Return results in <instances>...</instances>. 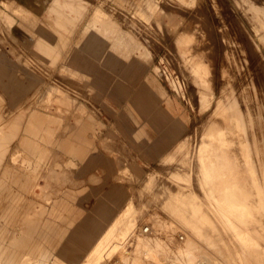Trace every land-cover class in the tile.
<instances>
[{"label": "rangeland", "instance_id": "obj_1", "mask_svg": "<svg viewBox=\"0 0 264 264\" xmlns=\"http://www.w3.org/2000/svg\"><path fill=\"white\" fill-rule=\"evenodd\" d=\"M51 3L49 4V6L51 5ZM43 4H45V6L48 5V3H43ZM95 4H97L98 7L101 8L102 10L101 16H99V14H96L94 18H85V19L84 17L78 16L81 14L79 10L84 11L85 12L84 14H88L89 10L93 9ZM113 4L114 3L110 2L109 0H101V1L85 0L84 3L82 2L79 4L77 3L76 9L69 12L70 15L69 20H66L64 22V29L60 33L62 37L61 38L62 41L52 45L50 49H45V50H40L36 48L37 44L36 41H34L33 50L31 51L32 55H30V53H27L26 55L21 54L17 57L19 62L23 64V69H25L27 72L32 71L34 72V74L37 73L41 77V83L38 87V90L43 91L41 97H39L40 93L39 94L36 93L38 99L35 96L36 94H34L33 97L29 98L23 105L22 110H20L17 114L25 112L24 115H27L33 112V113H37L39 116L45 117L46 116L45 114L52 115L53 113L54 116H58V117L64 116L65 119H68L70 117H74V114L77 111L78 103L79 101H81L85 105L84 116L87 122L91 121L92 123H94L95 122L94 117L96 118L100 117L101 115L100 110L97 107L98 104H100V99L94 97L95 90L94 87L92 86L93 85L92 81L90 83L89 82L87 83L85 80H83L81 82H74L75 84H72L69 81L70 76H67V74L66 75L61 74V69L65 68L61 64L62 59L69 52V50L65 49L64 47L73 45L72 41H74L78 36L77 21H85L86 28L84 32H82L81 34V39L84 37V34L86 32V34L102 40L123 41V42H127L128 46L136 44V46H131V47H137L138 49L137 50L133 49L131 51V47H129L128 51L130 53L127 52V50L124 51L121 48L118 49L111 48V50H114L118 58L121 60V63L123 62L124 64V66L122 67H125L128 70V72H132L135 74L147 68L151 74L155 75L161 81L162 85L166 87L167 91L174 93L175 95H178L186 103L187 109L191 113L192 128L185 135L186 137L183 139L184 141L182 140L180 144H178V146H175L167 154L168 156L166 155V157H164L160 162H156L155 164L144 169L141 176H138L137 178L133 177L129 179V181L133 184L132 193L134 192L130 203L119 214L113 226L103 236L101 241L98 243L97 247H95V250L92 252L94 255L85 259V261L82 264H117V263L136 264L138 261L139 262L137 264L140 263L143 264L144 262H145L144 264H146V262H148L146 261L147 257H148L147 260H149L147 264L149 263L153 264L154 262L152 261L150 262V260L157 259V256L154 255L150 256L147 254L151 252L149 251L150 248L148 247H151L152 249L153 240L156 241V239L157 241H160V243L162 242V244L164 245V247H166L167 250L159 251V253L161 252L160 255L158 252L156 253L154 249H152L153 250L152 252H155L160 257H162L164 262L168 261L165 264H173L174 261H178L175 263L179 264L181 258L183 259V262L185 260L186 261L190 260L191 264H206V263L230 264L229 261L234 262L235 257L230 260L228 259V257H226V255H221L217 253L218 251H215L213 249L214 248L213 245L208 246V244H206L205 242V239L202 240L203 237L193 238L192 236H189L188 232L185 230V227L179 224L183 220L176 216L177 214L183 213V209L181 208L182 207L181 205L184 204L186 200H190L193 198L194 201L196 200L207 201L204 200V198L201 199L202 194L195 184L196 166L194 165L199 160V158L201 157L206 158V156L210 152L208 142L217 141L215 138L216 135L218 134L219 136H221L227 122L228 124L229 123L230 124L229 125L227 124L226 126H230V125L235 126L234 128H232L233 126L232 127L230 126L231 131L232 132L234 131V133L237 134L239 133L240 135L241 132L244 130L245 131V132L243 131L244 135L245 133L251 134L250 132L254 134L255 132L254 130H257L258 134L264 137V133H263L264 131L263 130L264 129V120H263L264 119V115H263L264 114L263 111L264 109L263 108L264 107V41L262 40L263 39L262 37L264 35V0H251V1L250 0H149L147 3L144 4L141 2H135L133 6L129 5L127 8L123 10L116 9L113 6ZM21 7L22 6L17 5L12 1L2 2V8H0V23L2 25L4 24V26L7 29L10 28L9 25L11 24V20L9 19V15L13 13L15 15L23 14L22 16H25L28 13L26 10L21 9ZM2 10L3 12H1ZM16 18H18V16H16ZM25 20H27V18H25ZM29 20H33V19L30 18ZM44 20L50 22L46 18H43L41 23H44ZM55 27L56 26L53 24V27L51 29ZM6 32L7 30L5 29L2 30L1 35L3 37H6L7 36ZM75 41H77V39ZM73 52H75V50H72L65 58L67 57L73 58L72 57V55H74ZM124 55L127 56V59L123 58ZM201 57L205 58L204 62L210 64L211 69L213 68V75H210V71L207 72L205 70L204 65L202 66L204 73H202L200 66L196 65L191 67V63H193L196 58H201ZM66 60L67 59H64L63 63L66 64L69 63ZM179 60L182 63L181 66H179ZM141 62L146 63L147 65L141 67L140 66ZM180 67H182V69H180ZM191 68L193 69L192 76L191 74L189 75V73H187V70L188 69L190 70ZM194 68H197V70ZM111 77H113V75L108 76L109 79ZM209 78H211V80ZM241 84L243 86L251 84L249 87L247 86L246 89L249 90L251 96H254L253 99H255L256 96V98L259 99V102L262 101L261 102L262 105L258 102V100L253 101L256 102L257 105L260 104L262 106L261 108L258 109L260 111L259 112L261 115V116L259 115L260 117L257 115L259 113L249 114L250 113L249 112L247 113V118H246L245 116L246 111L244 110V108L241 106L240 109H237L239 108V106L234 104V101L231 96L234 95L233 93H235V90H239ZM229 85L231 89H228L230 88ZM104 86L105 85H103L102 88H106V86L105 87ZM253 86H256V88H254ZM56 87L65 90L63 91L64 93H63L62 105H59L54 101L55 93L54 94L52 93L55 91ZM223 87H225L226 89ZM233 87H235V89ZM48 89L50 90L48 96L43 97L44 92H46V90ZM222 89L223 90L225 89L226 92L225 90L223 91ZM253 89L254 91H256V94L253 91ZM230 90L233 93H230L231 92ZM251 91L254 93H252ZM225 93L230 95H227L226 97ZM226 107L227 108L230 107L231 109L228 108L229 111H225L227 109ZM234 107L236 109V112L235 110H232L234 109ZM5 110L6 109L3 107V105H1L0 102V135L1 136L4 134V129L6 127L4 125V121L13 115L10 112L7 113V111ZM36 110L38 112H36ZM237 110L238 111L241 110L242 114L244 113V116H242L244 117L243 119L245 118L249 119V117L252 116L250 118L251 120L250 119L247 120V123L249 122L247 126L252 124V122L255 123L256 121L257 127L260 128L255 129L254 128L255 126H253V124L250 125L249 128H247V126L244 125L246 123V119L245 121H243L244 124L241 123L240 120H236V118H238L237 116L241 115L240 114L241 112H238ZM227 112L229 113L227 114ZM234 113H237L238 115ZM229 114H231V116ZM1 115H3L4 118L1 119ZM76 115L78 114H75V116ZM80 115H83V113L82 114L80 113ZM224 115L226 117V120L228 118V121H225L223 117ZM253 116L254 117L258 116L257 120L253 121L254 119ZM215 120L218 123H216ZM220 120L222 122L224 121V124L220 122ZM8 121L9 120H7V122ZM23 123L24 121H22V124ZM209 124H214L213 125L214 127L217 125V127H215L214 134H213V130H211L212 128L214 129V127L212 125L209 126ZM242 124L244 125V127L245 126L246 127L244 128ZM258 124L259 125L262 124L261 126L263 127V129H261L262 127L259 126ZM206 127H211L209 128L211 130L210 131L211 134L208 131L209 129L207 130ZM219 127L220 130L218 129ZM242 127L243 129H241ZM230 129L229 131L227 130L225 132L233 134L230 131ZM260 129L263 130L262 131L263 134L261 133ZM258 130H260L261 134L259 133ZM205 132L208 133L207 135L208 137L205 136ZM21 133L22 132L20 130L19 134ZM19 134L17 136V139H15L12 142L9 149L16 147L19 148V141H18L20 138ZM256 134L257 133L255 132L254 135L256 138H258L257 136L259 135ZM203 140H205L204 141L205 143L203 142L200 144V142H202ZM253 140L250 141V138L248 140H245L247 143L250 142L248 144L249 145L248 147L246 145L247 144L246 142H244L245 146L243 144L242 145L239 144V147L242 149L243 147H246L250 151H253L254 149L255 151H257L255 155V153L253 154V152L248 151L246 148L243 149L244 151L247 150L246 152L250 153L249 154L250 160L249 159L248 160H249V164L251 165L249 166L254 167L253 168L254 172L248 169L250 168L248 167V165H244L243 162H241L243 164L240 163L242 167L246 166L245 169L246 168L248 169V170L246 169L247 173L246 171H244L245 173L242 171V173H244L243 177L246 178L244 179L242 177L244 182L246 183V184L244 183L245 184L244 186L246 188L244 189V191L248 189V184L251 188L248 189V192L242 191L243 188L241 190L237 189L236 191L237 196L235 195L234 197H228V203L234 210L235 208L239 207L237 204L238 200L239 199L241 200L239 204L240 205L239 208L242 207L241 208L243 212L242 221L245 226L242 227L243 235L245 234L246 238L251 236L248 239L249 240L251 238L254 239L253 240L254 244L252 239L250 240V242L252 241L251 244L254 245L253 247L257 251L261 252L262 250L263 252L264 238L262 237L264 236L263 235L264 224L262 223H264L263 221L264 202H260L261 203L260 205L262 207L257 203L259 199H261L260 196H262L263 197L262 200H264V195H261V193L264 194L263 191L264 188H262L264 187L263 184L264 178H262L264 176L263 175L264 171L262 170V167H264V163H263L264 157L262 158V155L264 153L261 154L263 150L261 148L264 146V140L262 139L263 142L261 141L263 143L262 147L260 145L261 144L260 140L257 142ZM252 143H254V145ZM200 147L202 150H200ZM256 149L261 151H258ZM195 151H197V155ZM195 155L197 156V158H195L196 157ZM255 158L256 159L260 158L262 160L258 159V162H255L256 161ZM256 163L258 165H256ZM259 171L260 172L263 171V172L260 173ZM147 172L150 173L146 177ZM0 173H1V169H0ZM242 173H240V175ZM248 174L249 177H247ZM257 174L259 176L260 175L263 176L258 177ZM172 175L173 176L175 175L174 178H172L173 177ZM192 175L194 176L192 177ZM176 176L178 177L175 178ZM253 176H255V178ZM39 183L43 184L44 183L43 179H39ZM256 183H258L260 186ZM257 185L259 187H257ZM172 187L174 190L172 189ZM257 188H259L260 195L258 192L256 193L254 192L257 190ZM14 189L17 190L19 188L17 186L14 187ZM35 190H38L39 192L41 191L40 188L37 187L35 188ZM249 190H251L252 194L249 193L250 192ZM178 192H180V194H178ZM183 194H185L184 195L185 197L183 196ZM256 194L259 196H257ZM54 197H57V195H55ZM28 198H30L32 202L39 201L37 198H35L34 195H31V197L28 196ZM176 198H179L178 201L180 202L181 200V202L179 203L178 201H176L177 200ZM248 199L251 201H249ZM182 200L184 203H182ZM245 200L251 203L247 204L248 202ZM207 202L203 203V207L206 208L205 216H207L208 218L207 220L212 223L203 224L204 225L203 228L208 230H211L212 228L215 229V231L212 234L211 233L210 234L212 235V239L219 240V242H217L218 245L221 244L222 242L220 240L225 238L223 236L224 234L222 235V233H219L220 231H222L220 227L221 225L220 214H217L216 213L217 211L212 206L210 207V205H208ZM252 202H257L256 204L255 203L253 204H255L256 207H258L259 211L256 210L254 205L252 206ZM178 206H180L181 209L178 208ZM250 206L253 207V210L251 209ZM212 211L216 214L213 213L212 215ZM244 211L250 215L252 213L251 217H249L250 215H246L247 213L245 214ZM256 212L257 214H255ZM258 213L260 216L258 215ZM226 215L230 217V220H232L233 223L237 222V220L232 216L234 215V212L233 213L231 212L230 214V211H227ZM253 215L256 217H254ZM257 215L259 218L262 219L263 222L262 221L258 222L261 223L262 225L256 223L257 221L261 220V219L257 220L259 219L257 218ZM44 218L45 219L43 221H45V225L41 226L44 227L42 228L44 231H46L47 229H55L57 227H62L66 229V235L64 234L61 240L56 244L55 248H52L53 245L52 243L49 245L50 255L47 259V262L48 264H56V259L59 258V255L64 254V251L62 250V245L65 243V239L69 235L68 231L71 230V226L70 225L67 226V224L61 223V219L57 220L56 218H53L52 213L45 214ZM14 221L17 222L19 220H17L16 218ZM250 221L252 222L249 224ZM57 222H60L61 224H58L57 226L56 224ZM172 222L174 223V225H172L173 224ZM253 223L256 224L253 225ZM214 224L217 228L214 226ZM250 225L251 226L253 225L254 230L253 228L251 229ZM257 225L258 227L260 225V227L255 228V226L257 227ZM168 227L170 228L168 229ZM15 228H19V225L15 224ZM154 228L156 229L154 230ZM260 228H262L263 233L261 232V230H259ZM163 230L164 232H162ZM253 232L255 236L253 235ZM167 233L169 235H167ZM259 233L260 234L262 233L260 238H259L260 235ZM134 234H136V236L138 237H135ZM248 234L249 236L247 237ZM40 237H41L40 234L35 235L34 233V236L32 237L33 240L31 241L33 243H37V238ZM154 237L156 239H153ZM165 237L167 238V240ZM185 238L193 240V241L191 240V244H192V253H194V255L192 253L188 254L187 252H182L179 249L182 245H184L185 243L184 241H186ZM198 242H201L202 244L199 243L200 244L199 245ZM176 243H178L179 245ZM169 251L170 252L173 251V253H170ZM163 252H166L167 254L169 253V256L166 253L164 255ZM17 253L18 255H20L21 250H18ZM184 254H186L188 257ZM144 255L146 258L144 257ZM246 255H245L246 256L245 264L247 263L255 264L253 263L255 261L252 260L254 259L253 256L247 254V252ZM250 256L252 259L249 258ZM163 261L161 262V264L164 263ZM186 261L184 262L185 264ZM250 261L253 262L251 263Z\"/></svg>", "mask_w": 264, "mask_h": 264}, {"label": "crops", "instance_id": "obj_2", "mask_svg": "<svg viewBox=\"0 0 264 264\" xmlns=\"http://www.w3.org/2000/svg\"><path fill=\"white\" fill-rule=\"evenodd\" d=\"M5 1L22 6L28 13L9 15L14 22L8 29L0 23V102L7 113L13 114L4 121V134L0 135V264H48L49 245L55 248L66 235L62 227L42 229L45 214L50 213L71 226L62 245L64 254L59 255L56 264H82L130 203L134 192L129 179L141 176L144 169L160 162L186 137L192 128L191 113L186 103L167 91L147 68L135 74L128 72L111 50L129 52V47L136 44L102 40L86 32L81 39L86 23L77 21V41L64 47L68 54L75 52L73 58H65L68 54L63 57L61 64L65 68L61 74L70 76L72 84L92 81L94 97L100 99V117H94V123L87 122L81 101L75 112L78 115L68 119L53 113L45 117L33 112L17 114L34 94H43L38 90L41 77L23 69L17 57L32 55L34 41L40 50L62 41L60 33L70 18L69 12L85 0H0V8ZM109 1L123 10L135 2L144 4L149 0ZM79 12L78 16L85 19L101 16L102 10L95 4L88 14ZM43 18L50 22L41 23ZM53 24L56 27L50 29ZM4 29L6 37L1 35ZM262 38L264 41V35ZM64 59L69 63H63ZM204 61L203 57L196 58L191 67L200 66L204 73V65L213 75V68ZM146 65L140 63L141 67ZM187 73L192 76L193 69ZM109 75L113 77L109 79ZM63 91L56 87L52 93L59 105L63 103ZM49 92L46 90L43 97ZM18 134L19 148L9 149ZM31 195L39 201L32 202L28 198ZM16 218L19 221L15 222ZM34 233L42 237L37 238V243L31 241Z\"/></svg>", "mask_w": 264, "mask_h": 264}, {"label": "bare ground", "instance_id": "obj_3", "mask_svg": "<svg viewBox=\"0 0 264 264\" xmlns=\"http://www.w3.org/2000/svg\"><path fill=\"white\" fill-rule=\"evenodd\" d=\"M251 1V0H250ZM253 2V1H252ZM248 4V3H247ZM61 19V18H60ZM64 20H65V18H64ZM13 21V20H12ZM11 21V22H12ZM62 21V20H61ZM14 22V21H13ZM51 29V28H50ZM55 32V31H54ZM53 32V33H54ZM56 38V37H55ZM41 42H43V41H41ZM42 44V43H41ZM44 46H45V44H44ZM43 46V47H44ZM40 48H42L41 46H40ZM43 49V48H42ZM46 49V48H45ZM44 49V50H45ZM48 49V48H47ZM53 50V49H52ZM52 52V51H51ZM41 53V52H40ZM55 53V52H54ZM229 83H230V81H229ZM231 85V84H230ZM230 85H229V87H230ZM251 84H248V85H245V86H243L242 84H241V86H240V88H239V90H235V93H233L231 90V92L230 93H233L234 95L233 96H231L232 97V99H233V101H234V104H236V105H238L239 106V108H237V109H240V107L242 106L243 108H244V110L246 111V118H247V113H249V114H257V113H259L260 111L258 110L259 108H261L262 106V101L261 102H259V99H257L256 98V96H255V99H253V97L254 96H251V94H250V92H249V90L248 89H246L247 88V86L249 87ZM232 86V85H231ZM239 87V86H238ZM254 88H256V86H253ZM223 88H225V87H223ZM228 88V87H227ZM234 89H235V87H233ZM226 89V88H225ZM224 89V90H225ZM228 89H231V87L230 88H228ZM234 89H232V90H234ZM238 89V88H237ZM223 90V89H222ZM223 90V91H224ZM251 90V89H250ZM229 91V90H228ZM253 91H254V89H253ZM225 92H226V90H225ZM252 92V91H251ZM255 92V94H256V91H254ZM254 92H252V93H254ZM228 93V92H227ZM227 93H225V95H226V97H227V95H230V94H227ZM261 93V92H260ZM222 95V94H221ZM236 96V97H235ZM221 97V96H220ZM234 97V98H233ZM223 98V97H222ZM229 98V97H228ZM235 98H237V99H235ZM253 99V100H252ZM229 100V99H228ZM235 100H236V102H235ZM257 101L258 100V102L261 104H256V102H253V101ZM225 101V100H224ZM232 101V102H233ZM226 102V101H225ZM231 102V103H232ZM217 103V102H216ZM224 103V102H223ZM228 103H229V101H228ZM222 104V103H221ZM234 104H232V105H234ZM227 105V104H226ZM223 106V105H222ZM230 106V105H229ZM232 107V106H231ZM235 107H237V106H235ZM235 107H234V109H232V110H235V112H236V109H235ZM222 108V107H221ZM224 108H225V106H224ZM227 108V107H226ZM229 109H231L230 107H228ZM228 108L225 110V111H229L228 110ZM264 108V107H263ZM262 108V109H263ZM261 110V109H260ZM238 111V110H237ZM262 111V110H261ZM263 111H264V109H263ZM231 112V111H230ZM234 112V111H233ZM233 112H232V115H233ZM238 112H241V110L240 111H238ZM252 112V113H251ZM229 112H227V114H228ZM234 114H237V113H234ZM241 115H238L237 117L238 118H236V115H235V118H236V120H240V122L241 123H243V121H245V119H243L244 117H242V116H244V113L242 114V112L240 113ZM262 114V113H261ZM225 115H226V112H225ZM225 115L223 116L224 117V119H225V121H228V118H227V120H226V117H225ZM230 116H231V114H229ZM258 116L260 115V113L259 114H257ZM264 115V114H263ZM242 118H241V117ZM258 116H255L256 117V119H255V117L253 116V121L254 120H257V117ZM261 116V115H260ZM259 116V117H260ZM227 117H229V116H227ZM252 117V116H251ZM251 117H249V119L251 118ZM219 118V117H218ZM217 118V119H218ZM235 118H234V120H235ZM223 119V120H224ZM230 119H232V118H230ZM249 119H246V123H247V120H249ZM222 120V119H221ZM220 120V122H222ZM251 120V119H250ZM264 120V119H263ZM259 121H260V119H259ZM215 122L216 123H218L216 120H215ZM215 122H214V124H215ZM239 122V121H238ZM239 122V123H240ZM223 124H224V121L222 122ZM234 123V122H233ZM244 124V125H248V123L247 124ZM251 123V122H250ZM259 123V122H258ZM214 124H209V126H213ZM228 124V122L226 123V125ZM230 124V123H229ZM228 124V125H229ZM235 124V123H234ZM242 124V125H243ZM252 124H253V126H255L254 128L255 129H259L258 127H257V123H256V121H255V123L254 122H252ZM252 124H250V125H252ZM255 124V125H254ZM260 124V123H259ZM258 124V125H259ZM225 125V128H224V126H223V128H224V131L222 132V134H221V136H219L218 134L216 135V142H208L206 139V141L209 143V154L206 156V158H204V157H201V158H199V160L197 161V162H199V163H197L196 161V164L194 165V166H196V182H195V184H196V186L198 187V189H199V191L201 192V194H202V197H201V199H203L204 198V200H207V201H203V200H196V201H194L193 200V198L192 199H190V200H186V202L184 203L183 202V200H182V203H184V204H182L181 206V208L183 209V213H180V214H177V216L176 217H178V218H180V219H182L183 221L182 222H180L179 224L180 225H182V226H184L185 227V230L188 232V235L189 236H192L193 238L194 237H196V238H201V237H203V239L202 240H204L205 239V242H206V244H208V246L209 245H213L214 246V250L215 251H218L217 253H219V254H221V255H226V257H228V259H232V258H234L235 257V259H234V262H232V261H229V263L230 264H245L246 262V260H245V258H246V252H247V254H249V255H251V256H253V258L255 259H252L251 258V256L249 257V258H251L253 261H255V262H253V263H255V264H264V251L262 252V250H261V252L260 251H257L253 246L254 245H252L251 244V242L254 240V239H252V241L250 242V240L248 239V238H250V237H248L249 236V234L247 235V237L248 238H246L245 237V234L243 235V230H242V227L244 226V223H243V221H242V219H243V212H242V207L241 208H239L240 207V202H241V200L239 199L238 200V202H237V204H238V206L239 207H237V208H235L234 210H233V208L230 206V204L228 203V197H234L235 195H236V191H237V189H242V191H244V189H246L245 188V182H244V180H243V174L245 173L244 171H246V169H245V167H242L241 166V164H243L244 163V165H248V167H250V168H248L250 171L252 170L253 171V168L254 167H252V166H249V165H251V164H249V160H250V156H249V152H246L247 150H248V148H246V147H243V149H247L246 151H244L242 148H240L239 147V144L240 145H244L245 146V144H244V142H246L245 140H248L249 138H250V141H252L253 139L257 142V141H259L260 140V142L262 141L263 142V140H264V137L262 136V135H259L258 134V132H257V130H254L257 134L256 135H259V136H262V137H259V136H257L258 138H256L255 137V132H254V134H252V132H250L251 134H246L245 133V135L243 134V131L241 132V134L239 135V133L237 134V133H234V131L232 132L231 131V127L232 128H234L235 126L234 125H230V126H226ZM241 125V124H240ZM244 125H243V127H244ZM249 125V126H250ZM262 125V124H261ZM261 125H259V126H261ZM218 126H220V125H218ZM239 126V125H238ZM245 126V127H246ZM249 126H247V128H249ZM252 126V127H253ZM214 127V126H213ZM215 127H217V125L215 126ZM215 127H214V129L212 128L211 130H213V134H214V130H215ZM240 127V126H239ZM243 127L241 128V129H243ZM244 127V128H245ZM262 127V126H261ZM207 128V130L209 129V128H211V127H206ZM251 128V127H250ZM253 128V129H254ZM217 129V128H216ZM219 130H220V127L218 128ZM229 129H230V131L233 133V134H231V133H227V132H225V131H229ZM240 129V128H239ZM261 129H263V127L261 128ZM260 129V130H261ZM210 129L208 130L209 131V133H210V131H211ZM223 130V129H222ZM246 130V129H245ZM249 130V129H248ZM252 130V129H251ZM250 130V131H251ZM260 130H258L259 131V133H260ZM264 130V129H263ZM263 130H261V133H262V131ZM205 131V130H204ZM218 131V130H217ZM245 132V131H244ZM247 132H249V131H247ZM207 132H205V136H207L208 135V133L206 134ZM260 133V134H261ZM263 133H264V131H263ZM262 133V134H263ZM211 134V133H210ZM216 134V133H215ZM254 135V136H253ZM204 136V135H203ZM208 137V136H207ZM214 138V139H215ZM248 138V139H247ZM260 138V139H259ZM256 139H259V140H256ZM263 139V140H262ZM205 140H203L202 142H200V144L201 143H203ZM253 140V141H254ZM184 141V140H183ZM206 142V143H207ZM259 142V143H260ZM261 142V147L263 146L262 143ZM205 143V142H204ZM247 143V142H246ZM250 143V142H249ZM249 143H247L246 145H247V147L249 146L248 144ZM255 143V142H254ZM254 143H252L253 145H254ZM180 144V143H179ZM256 144V143H255ZM258 144V143H257ZM178 146V145H177ZM192 146V145H191ZM197 146H199V145H197ZM252 146V145H251ZM256 146V145H255ZM254 147V146H253ZM253 147H251V148H253ZM258 147H259V145H258ZM197 148V147H196ZM250 148V149H251ZM261 149H263L264 150V146L261 148ZM200 150H202L201 149V147H200ZM200 150H198V151H200ZM256 150H258V149H256ZM262 150V153L261 154H263L264 153V151ZM248 151H250V150H248ZM258 151H261V150H258ZM196 152V155H197V151H195ZM250 152H253V154L255 153V155H256V152L257 151H255V149L253 150V151H250ZM192 154V153H191ZM195 155V156H196ZM260 155V154H259ZM264 155V154H263ZM262 155V158L264 157ZM168 156V155H167ZM252 156H254V155H252ZM258 156V155H257ZM256 157V156H255ZM261 157V156H260ZM194 158V157H193ZM195 158H197V156L195 157ZM194 158V159H195ZM249 159V160H248ZM252 159V158H251ZM253 159H254V157H253ZM256 159V158H255ZM258 159H260V158H257L256 159V161L255 162H258ZM168 160V159H167ZM197 160V159H196ZM260 160H262V159H260ZM259 160V161H260ZM264 161V160H263ZM193 162V161H192ZM241 162H243V163H241ZM254 162V161H253ZM254 162V163H255ZM262 162V161H261ZM241 163V164H240ZM260 163V162H259ZM264 163V162H263ZM262 164V163H261ZM260 164V165H261ZM256 165H258L257 163H256ZM256 165H254V166H256ZM242 167V168H241ZM262 167V166H261ZM259 168V167H258ZM258 168H257V170H258ZM247 169V170H248ZM261 169V168H260ZM193 170V169H192ZM256 170V171H257ZM262 170L264 171V167H262ZM242 171L244 172V173H242ZM263 171H259L260 173H262ZM180 172V171H179ZM189 172V171H188ZM254 172V171H253ZM240 173H242L241 175H240ZM246 173H247V171H246ZM249 173V172H248ZM259 173V174H260ZM256 174V173H255ZM179 175H180V173H179ZM183 175V174H182ZM239 175H240V177H239ZM258 175V174H257ZM263 175H264V173H263ZM262 175V176H263ZM152 176V175H151ZM150 176V177H151ZM173 176V175H172ZM175 176V175H174ZM174 176L172 177V178H174ZM194 175H192V177H193ZM261 176V175H260ZM259 175H258V177H260ZM261 176V177H262ZM178 176H176L175 178H177ZM243 177V178H242ZM246 177V176H245ZM247 177H249V174L247 175ZM254 178H255V176H253ZM251 178V177H250ZM262 178H264V176L262 177ZM244 179H246V178H244ZM249 179V178H248ZM251 180V179H250ZM258 180V179H257ZM257 180H255V181H257ZM263 180V179H262ZM165 181V180H164ZM264 181V180H263ZM149 182V181H148ZM245 183V184H244ZM250 183V182H249ZM263 183V182H262ZM261 183V184H262ZM169 184V183H168ZM194 184V185H195ZM248 184V183H247ZM256 184H258V183H256ZM264 184V183H263ZM251 185V184H250ZM254 185V184H253ZM259 185V184H258ZM257 185V187H259ZM167 186V185H166ZM169 186V185H168ZM171 186V185H170ZM262 187V186H261ZM175 188V187H174ZM249 188H251L250 186H249V184H248V189ZM262 188H264V187H262ZM172 189H173V187H172ZM248 189L247 190H245L246 192H248ZM253 189V188H252ZM171 190V189H170ZM174 190V189H173ZM196 190H197V188H196ZM254 190V189H253ZM253 190H252V192H253ZM261 190H263V189H261ZM178 191V190H177ZM195 191V190H194ZM244 191V192H245ZM250 192L249 193H251V190H249ZM264 191V190H263ZM262 191V192H263ZM255 193L256 192H258L259 193V188H257V190L256 191H254ZM175 193V192H174ZM173 193V194H174ZM184 193V192H183ZM254 193V194H255ZM257 193V194H258ZM176 194H177V192H176ZM178 194H180V192H178ZM196 194V193H195ZM194 194V195H195ZM252 194V193H251ZM250 194V195H251ZM256 194V195H257ZM181 195H182V193H181ZM185 194H183V196H184ZM193 195V194H192ZM259 195H260V193H259ZM259 195H257V196H259ZM261 195H264L263 193H261ZM186 196H188V195H186ZM196 196H198V195H196ZM195 196V197H196ZM237 196V195H236ZM185 197V196H184ZM181 198H183V197H181ZM197 198V197H196ZM256 198V197H255ZM260 198L261 199H259V201H258V203L257 202H252V206L254 205V207L256 208V210H258V207H256V203L257 204H261L260 202H264V200H262V196H260ZM177 199V200H176ZM175 200L176 201H178L179 200V198H176ZM198 199H200V198H198ZM184 200V201H185ZM249 200V199H248ZM258 200V199H257ZM261 200V201H260ZM202 201H203V203L204 202H207L208 203V205H210V207L212 206L216 211V213L217 214H220V221H221V225H220V227H221V230L222 231H218L219 233H222V235L225 237L224 239H221L220 241H222L221 242V244H218L217 245V242H219V240H216V239H212V233L215 231V229L214 228H212L211 230H208V229H204L203 228V224H206V223H212V222H209L207 219V216H205V211H206V208H204L203 207V203H202ZM245 201H247V200H245ZM249 201H251V200H249ZM252 201H253V198H252ZM179 202V201H178ZM180 202H181V200H180ZM179 202V203H180ZM248 202V201H247ZM246 202V203H247ZM245 203V204H246ZM249 203H251V202H248L247 204H249ZM253 203H255V204H253ZM184 205V206H183ZM207 205V206H208ZM251 205V204H250ZM258 205V206H259ZM261 206V205H260ZM251 207V206H250ZM262 207V206H261ZM178 208H180V206H178ZM180 208V209H181ZM248 209V208H247ZM251 209L253 210V207H251ZM260 209V208H259ZM263 209H264V205H263ZM244 210V209H243ZM227 211H230V214H231V212L233 213L234 212V215H232L236 220H237V222H232V220H230V217L229 216H227L226 215V212ZM247 211V210H246ZM259 211V210H258ZM261 211H262V209H261ZM245 212V211H244ZM248 212V211H247ZM247 212H245V214L247 213ZM252 212V211H251ZM207 213V212H206ZM213 211H212V215H213ZM216 213H214V214H216ZM250 213V212H249ZM254 213V212H253ZM208 214V213H207ZM255 214H257V212L255 213ZM261 214V213H260ZM246 215H250V214H246ZM251 215H252V213H251ZM251 215L249 216V217H251ZM258 215H259V213H258ZM258 215H257V218H259L258 217ZM263 215V214H262ZM215 216V215H214ZM254 216V215H253ZM260 216V215H259ZM217 217V216H216ZM246 217H248V216H246ZM254 217H256V216H254ZM262 217V216H261ZM152 218V217H151ZM253 218V217H252ZM257 218H255V219H257ZM261 218H259V219H257V220H260ZM248 220V219H247ZM251 220V219H250ZM244 221H245V219H244ZM253 221V220H252ZM252 221H250L249 222V224L252 222ZM262 221V219L260 220V221H257L256 223L257 224H261V223H258V222H261ZM264 221V220H263ZM262 221V222H263ZM157 222V221H156ZM248 222V221H247ZM255 222V221H254ZM160 223V222H159ZM173 223V222H172ZM178 223V222H177ZM214 223V222H213ZM256 223H253V225L254 224H256ZM157 224V223H156ZM164 224V223H163ZM248 224V223H247ZM262 224H264V223H262ZM261 224V225H262ZM153 225V224H152ZM155 225V224H154ZM161 225V224H160ZM165 225V224H164ZM170 225V224H169ZM168 225V226H169ZM172 225H174V223L172 224ZM253 225L251 226V229L253 228V230H254V227H253ZM157 226V225H156ZM158 226H159V224H158ZM214 226H215V224H214ZM247 226V225H246ZM249 226V225H248ZM151 227V226H150ZM149 227V228H150ZM155 227V226H154ZM163 227V226H162ZM165 227V226H164ZM172 227V226H171ZM174 227V226H173ZM206 227H208V226H206ZM216 227V226H215ZM245 227V226H244ZM259 227H260V225H259ZM258 227V225H257V227L255 226V228H259ZM262 227V226H261ZM263 227H264V225H263ZM152 228H153V226H152ZM152 228H151V230H152ZM159 228H161V227H159ZM158 228V229H159ZM170 227H168V229H169ZM180 228H182V227H180ZM217 228V227H216ZM249 228V227H248ZM247 228V229H248ZM156 228H154V230H155ZM165 229V228H164ZM167 229V230H168ZM179 229V228H178ZM245 229V228H244ZM264 229V228H263ZM153 230V231H154ZM161 230V229H160ZM170 230H172V229H170ZM174 230V229H173ZM176 230V229H175ZM184 230V229H183ZM184 230V231H185ZM219 230V229H218ZM249 230V229H248ZM259 230H261V232L263 233V231H262V228H260ZM139 231V230H138ZM156 231H158V230H156ZM155 231V232H156ZM181 231V230H180ZM256 231V230H255ZM162 232H164V230L162 231ZM168 232V231H167ZM174 232V231H173ZM172 232V233H173ZM208 232V233H207ZM257 232H258V230H257ZM136 233V232H135ZM165 233H166V231H165ZM211 233V234H210ZM250 233H252V232H250ZM261 233V234H262ZM156 234V233H155ZM154 234V235H155ZM158 234V233H157ZM208 234H209V236H208ZM257 234V233H256ZM260 234V233H259ZM261 234L259 235V238H260V236H261ZM135 235V237H138V236H136V234H134ZM138 235V234H137ZM167 235H169L168 233H167ZM166 235V236H167ZM180 235V234H179ZM221 235V236H222ZM227 235H228V237H227ZM253 235H254V232H253ZM264 235V234H263ZM150 236V235H149ZM148 236V237H149ZM152 236H153V234H152ZM162 236V235H161ZM186 236H187V234H186ZM255 236V235H254ZM254 236H253V238H254ZM258 236V235H257ZM155 237H158V236H155ZM153 238V239H156V238ZM171 237V236H170ZM192 237H190V238H192ZM152 238V237H151ZM164 238V237H163ZM166 238V237H165ZM174 238H175V236H174ZM181 238V237H180ZM195 238V239H196ZM258 238V237H257ZM262 238H264V236L262 237ZM261 238V239H262ZM147 239V238H146ZM149 239V238H148ZM160 239H161V237H160ZM159 239V240H160ZM186 239V241H184L185 243H184V245H182L179 249L182 251V252H187L188 254H190V253H192V244H191V240L192 239H188V238H185ZM218 239V238H217ZM138 240V239H137ZM166 240H167V238H166ZM201 240V241H202ZM256 240V239H255ZM260 240V239H259ZM264 240V239H263ZM262 240V241H263ZM141 241H143V240H141ZM164 241H165V239H164ZM169 241V240H168ZM193 241V240H192ZM195 241V240H194ZM224 241V242H223ZM204 242V241H203ZM255 242H258V241H255ZM174 243V242H173ZM181 243V242H180ZM199 243H201V242H198V244ZM261 243V242H260ZM145 244V243H144ZM150 244V243H149ZM153 248L152 249H154V251L157 253H159V251H166L167 249H166V247H164V245L162 244V242L160 243V241H157V239H156V241H154L153 240ZM172 244V243H171ZM176 244H178V243H176ZM183 244V243H182ZM202 244V243H201ZM253 244H254V241H253ZM257 244V243H256ZM259 244V243H258ZM179 245V244H178ZM178 245H177V247H178ZM200 245V244H199ZM260 245H262V244H260ZM149 246V245H148ZM175 246V245H174ZM168 247H170V246H168ZM173 247V246H172ZM258 247V246H257ZM148 248H150L149 249V251H151V252H149L147 255H154V256H157V259H155V260H150V262L152 261V262H154L155 264H161V262L163 261V258L162 257H160L159 255H160V253H159V255L158 254H156L155 252H152L153 250L151 249V247H148ZM175 249V248H174ZM178 249V248H177ZM205 249V248H204ZM260 249H262V248H260ZM95 250V249H94ZM213 250V251H214ZM174 251V250H173ZM173 251L172 252H170V253H173ZM177 251V250H176ZM168 252V251H167ZM164 253V255H165V253L166 252H163ZM216 253V254H217ZM140 254V253H139ZM167 254V253H166ZM176 254V253H175ZM193 255H194V253H192ZM201 254V253H200ZM94 254L93 253H91V255L89 256V257H91V256H93ZM162 255V254H161ZM163 255V256H164ZM168 256H169V253L167 254ZM184 255H186V254H184ZM195 255H196V252H195ZM246 255V256H245ZM139 256V255H138ZM149 256V257H150ZM177 256H178V254H177ZM180 256V255H179ZM187 256V255H186ZM214 256V255H213ZM136 257V256H135ZM144 257H145V255H144ZM160 257V258H159ZM188 257V256H187ZM192 257H195V256H192ZM225 257V256H224ZM140 258V257H139ZM146 258V257H145ZM148 258V257H147ZM147 258H146V261H148L149 262V260H147ZM167 258H169V257H167ZM248 258V257H247ZM150 259V258H149ZM184 259H185V257H184ZM187 259V258H186ZM216 259H217V257H216ZM135 260V259H134ZM137 260V259H136ZM145 260V259H144ZM224 260V259H223ZM186 261V260H185ZM184 261V262H185ZM192 261V260H191ZM134 262H136V261H134ZM139 262V261H138ZM137 262V263H138ZM140 262H141V260H140ZM143 262V261H142ZM148 262H146V264L148 263ZM164 262V261H163ZM168 262V261H167ZM166 261L163 263V264H165V263H167ZM175 262H178V261H174V263ZM183 262V259L181 258V260L179 261V264H183L184 263ZM194 262V261H193ZM207 262V261H206ZM205 262V263H206ZM251 262V261H250ZM249 262V263H250ZM251 262V263H252ZM95 263V262H94ZM136 263V264H137ZM145 263V262H144ZM143 263V264H144ZM153 263V264H154ZM173 263V264H174ZM195 263V262H194ZM224 263V262H223ZM118 264V263H117ZM141 264V263H140ZM150 264V263H149ZM176 264V263H175ZM185 264V263H184ZM186 264H191L190 263V260H188V261H186ZM207 264V263H206ZM248 264V263H247Z\"/></svg>", "mask_w": 264, "mask_h": 264}]
</instances>
